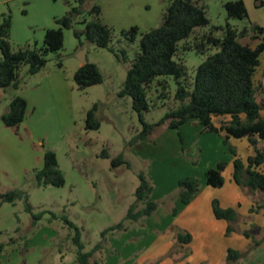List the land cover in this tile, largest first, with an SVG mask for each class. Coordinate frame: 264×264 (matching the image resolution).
<instances>
[{
  "label": "rangeland",
  "instance_id": "obj_1",
  "mask_svg": "<svg viewBox=\"0 0 264 264\" xmlns=\"http://www.w3.org/2000/svg\"><path fill=\"white\" fill-rule=\"evenodd\" d=\"M227 1L200 0V5L207 9L210 24L197 27L180 45L191 44L196 35L207 33L214 26L223 27L227 21L239 32L247 29V36L240 40L255 45L259 41L255 35L259 33H255L253 26L264 27V7H258L256 0H244L248 18L228 19ZM95 5L101 7V18L113 29L112 45L126 49L128 59L120 61L112 51L89 43L87 60L91 59L90 62L100 67L104 82L79 89L75 80H71V122L56 126L48 137L31 139L17 127L3 123L1 116L8 111L18 90L14 86L0 88V192L11 189L27 192L26 197L14 203H0V242L6 244L0 264H77V246L72 240L74 230L66 223L65 215L81 228L86 251L102 242L103 247L92 257L101 264H264V207H259L263 201L250 190L240 186L251 205L243 204L241 208L238 203L234 221L219 220L211 206L210 215L206 210H196L194 198L174 214L181 189L179 180L187 176L197 179L198 196L206 185V171L216 167L219 161L227 163L223 170L227 184L211 186L210 190L226 192L234 159L246 160L255 152L248 137L227 139L224 131H206L203 126H198V121L173 129L167 120L157 126L148 139L133 142L143 130V123L133 108L132 98L120 96L119 92L131 61L139 51L142 33L161 24L168 0H0V14H12L11 43L14 49L27 44L41 47L46 29L58 26L56 18L65 15L73 6L80 7L88 16ZM133 26L138 27L139 34L135 42H129L123 38L122 31ZM75 28L82 30L83 23L78 21ZM214 31L222 35L220 29ZM81 49L74 29H65L64 48L59 56H51L48 68H57V63L64 62L66 73L70 75ZM215 51L212 49L208 53ZM207 55L198 53L194 47L180 49L177 59L187 66L189 82ZM260 59L256 79L262 78L264 51ZM27 72L28 65H24L20 73L29 75ZM164 77L169 84L168 93L161 97L162 87L157 81ZM262 80L264 82V78ZM177 87L173 76H162L154 81L149 91L151 107L144 111L147 122H157L181 105V101L175 99ZM96 103L101 127L88 130L87 112ZM61 115L67 118L66 111ZM223 119L215 117V123L219 125ZM259 146H264V142ZM48 147L57 152L66 177L63 186L40 187L36 183L34 170L40 169L38 155ZM104 149L109 150L110 158L102 156ZM120 154L130 165H112V159ZM141 174L154 186V192L161 188L160 185L172 189L159 197L154 192L150 195L149 200L156 199L159 204L150 216L130 219L127 214L131 205H135L134 212H137L148 203V200L139 201L136 197L142 182ZM226 196V199L230 198ZM28 205L34 213L45 211L42 218L34 219L32 212L27 210ZM256 216L257 220L252 222ZM121 221H124L122 228L103 236L105 229ZM219 222H225V226H220ZM187 232L192 240L183 243L179 234ZM229 249L240 251L238 261H227ZM224 250L226 254L221 256Z\"/></svg>",
  "mask_w": 264,
  "mask_h": 264
},
{
  "label": "trees",
  "instance_id": "obj_2",
  "mask_svg": "<svg viewBox=\"0 0 264 264\" xmlns=\"http://www.w3.org/2000/svg\"><path fill=\"white\" fill-rule=\"evenodd\" d=\"M84 2V0H80ZM200 0H168V5L163 13L162 22L142 33L139 41V51L131 61L120 96H130L133 100V108L139 113L143 130L138 133L133 142L149 138L155 128L167 120L169 127L180 129L186 124L198 121V126L210 132L224 131L227 139L231 137H248L255 146V152L246 160L236 157L233 161L232 180L244 189L264 192V67L262 78L256 79L255 74L261 65L260 56L264 51V27L254 25L255 38L259 41L244 43L240 38L248 34L245 29L242 32L229 21L225 26H214L220 29L222 35L211 31L198 34L194 41L187 45L180 42L190 37L197 27L208 26L210 18L205 6L200 5ZM258 7H264V0H256ZM228 19H246L248 10L244 0H228L225 3ZM102 10L99 5L93 6L86 16L78 6H73L65 15L56 18L57 27H49L45 31L44 41L41 47L37 45H24L14 49L11 43L12 14L4 12L0 14V88L21 84V68L28 65V74L40 72L51 60V56H59L65 44V29H74L79 40V48L92 43L99 48L112 51L118 60L127 61V50L116 48L112 45L113 29L101 18ZM80 21L84 28L78 30L75 23ZM138 27L122 31V36L129 42H135L138 37ZM119 41H122L121 39ZM198 53L208 54L196 69L192 82L188 81V68L183 61L177 59L180 49L193 48ZM216 49L213 53L210 50ZM62 66V62L58 63ZM162 76H173L177 82L175 99L181 101V105L171 109L157 122H147L144 111L150 110L149 91L156 79ZM157 81L162 87L161 97L168 93L167 79ZM74 80L79 89H84L104 82V75L100 67L87 61L74 74ZM261 99H259V97ZM28 101L23 95H15L8 111L1 116L3 123L9 127H19L25 120ZM97 103L88 110L86 116V129L99 130L101 122L97 117ZM215 117H224L219 125L215 123ZM181 140L184 135L179 130ZM235 152V150H233ZM102 156L110 158L108 149H104ZM130 163L122 154L112 159V165ZM227 163L219 161L216 167L208 169L204 175L205 183L214 187H221L225 183L223 170ZM38 186H63L66 177L60 168L58 155L54 149L47 148L44 153V165L34 170ZM142 182L137 188L136 197L139 201L148 200L147 206L134 212V204L131 205L127 218L139 219L150 216L157 208L156 199L149 200L154 192V186L141 174ZM180 191L177 207L174 214L180 208L187 205L200 192L198 180L194 177H184L179 180ZM160 189L154 192L159 197L168 193L172 188L160 185ZM27 196V192L21 189H11L0 192V203H14L17 199ZM263 201V200H262ZM264 207V201L259 205ZM27 210L32 212L34 219L42 218L44 212L34 213L28 205ZM214 214L218 219L235 220L237 211L234 208H222L217 199L213 201ZM56 217V215L54 214ZM66 223L74 230L72 240L77 246V264H101L99 260H92L96 251L103 247L102 242L97 243L92 250L86 251L82 240L81 228L66 215ZM124 226V221L105 229L102 234L114 231ZM231 227H229L230 229ZM179 239L183 243H189L192 236L189 232L180 233ZM6 244L0 242V256L4 252ZM240 251L229 249L226 255L228 262L238 261ZM1 263V259H0Z\"/></svg>",
  "mask_w": 264,
  "mask_h": 264
},
{
  "label": "crops",
  "instance_id": "obj_3",
  "mask_svg": "<svg viewBox=\"0 0 264 264\" xmlns=\"http://www.w3.org/2000/svg\"><path fill=\"white\" fill-rule=\"evenodd\" d=\"M85 46L88 47L86 52L87 56L89 44H86ZM76 59L78 62L74 64L70 75L66 73L64 62H62V66H59L57 63V68H48V63L40 72L33 75L21 74V84L17 88V95H23L28 101L25 120L18 127L21 133L27 134L31 139H37L40 136L48 137L54 132L56 126H64L67 122L73 120L71 115L72 110L70 108L71 92L73 89L71 80L74 79V74L77 69L83 65L78 58ZM90 61L92 60L90 59ZM62 111H66V119L62 117L64 116L61 115ZM54 114L55 118L53 117ZM44 153L45 151H41L38 155V168H42L44 165ZM230 176L231 180L228 183V189L223 194H221V192L210 190L211 186L206 184L200 195L194 198L195 209L206 210L207 214L210 215L209 209L210 206L213 208V204L211 203H213L212 201L215 199L219 201L222 208L231 207L235 209L237 208L238 203L241 205V208H243V204H249L248 206H250L251 202L245 198L240 190L241 187L232 180V173ZM226 184L227 179H225L224 185ZM244 190L247 191V189ZM251 192L253 193V196L264 201V192L258 190ZM226 195H229L230 198L226 199ZM257 218L258 216L253 218L252 222H255ZM219 224L222 227L225 226V222H219ZM224 253L225 250L221 253V256H223Z\"/></svg>",
  "mask_w": 264,
  "mask_h": 264
},
{
  "label": "water",
  "instance_id": "obj_4",
  "mask_svg": "<svg viewBox=\"0 0 264 264\" xmlns=\"http://www.w3.org/2000/svg\"><path fill=\"white\" fill-rule=\"evenodd\" d=\"M88 47L84 46L80 52L77 55V58L83 63L85 64L88 60H87V56H86V52H87Z\"/></svg>",
  "mask_w": 264,
  "mask_h": 264
}]
</instances>
